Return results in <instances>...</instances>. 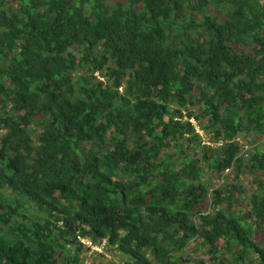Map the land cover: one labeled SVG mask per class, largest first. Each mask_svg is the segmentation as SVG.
Wrapping results in <instances>:
<instances>
[{"label":"trees","instance_id":"obj_1","mask_svg":"<svg viewBox=\"0 0 264 264\" xmlns=\"http://www.w3.org/2000/svg\"><path fill=\"white\" fill-rule=\"evenodd\" d=\"M253 137L264 0H0V264H264Z\"/></svg>","mask_w":264,"mask_h":264},{"label":"rangeland","instance_id":"obj_2","mask_svg":"<svg viewBox=\"0 0 264 264\" xmlns=\"http://www.w3.org/2000/svg\"><path fill=\"white\" fill-rule=\"evenodd\" d=\"M211 12L212 13H215L214 9H211ZM202 15L198 16V17H201ZM201 134L203 135V140L205 141H208V137L207 135L203 132V130L201 129ZM254 140V143L253 144H250L251 146V149H255V147L257 145H260V144H264V137H260V138H257V137H253L251 138ZM257 141V142H256ZM257 144V145H256ZM199 152V151H198ZM171 153L174 154L175 157H178L179 154L172 150ZM199 154H201L199 152ZM250 173H247V174H242V177H241V180L240 182L245 186V188L247 189H250L252 187V176L249 175ZM228 178H230L231 180H233L232 178L234 177L235 175V170H230L228 173ZM213 184V186H217L219 185L220 182H222L221 180L218 181V180H210ZM246 195H243V197H245ZM247 202V201H246ZM238 206H236L237 208ZM261 233H263L261 230L259 231V233L257 234V239H260L261 238ZM197 245V242H193L190 246H188V249H187V253H192L193 256H196L197 253L192 251V247H195ZM105 256H102L98 253H95L93 250H90L88 252H86L85 254V259H84V264H112L113 262H122V255H120L118 253V251H115V250H110V249H107V251L104 253ZM185 255V254H184ZM200 257L202 258H207V254L204 250L201 251V254H200ZM209 262V261H208ZM183 264H197L196 262H194L192 259H189L188 261L184 262ZM210 264V262H209Z\"/></svg>","mask_w":264,"mask_h":264},{"label":"built area","instance_id":"obj_3","mask_svg":"<svg viewBox=\"0 0 264 264\" xmlns=\"http://www.w3.org/2000/svg\"><path fill=\"white\" fill-rule=\"evenodd\" d=\"M192 121L196 124V128L199 132H201L200 130V126L197 124L196 120L194 118H192ZM211 145H221L224 143V141L222 139L216 141H205ZM230 171V168H228L226 170V173H228ZM78 239L81 241V243H83L87 248H89L90 250H93L95 252H100V253H104L107 250V241L106 239H103L101 242H94L92 239L90 238H85L82 235L78 234Z\"/></svg>","mask_w":264,"mask_h":264},{"label":"clouds","instance_id":"obj_4","mask_svg":"<svg viewBox=\"0 0 264 264\" xmlns=\"http://www.w3.org/2000/svg\"><path fill=\"white\" fill-rule=\"evenodd\" d=\"M95 252V251H94ZM100 253V252H99ZM105 253V252H104Z\"/></svg>","mask_w":264,"mask_h":264}]
</instances>
